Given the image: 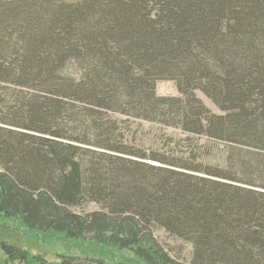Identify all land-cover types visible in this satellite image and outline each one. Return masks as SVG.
<instances>
[{"label":"trees","instance_id":"trees-1","mask_svg":"<svg viewBox=\"0 0 264 264\" xmlns=\"http://www.w3.org/2000/svg\"><path fill=\"white\" fill-rule=\"evenodd\" d=\"M159 81L185 105L157 98ZM0 83L36 92L0 117V227L82 253L48 263L1 243L8 264H181L156 229L191 243L193 264H264V162L203 170L141 157L156 166L120 156L87 109L85 133L67 128V106L80 104L264 158V0H0ZM89 202L102 209L72 211Z\"/></svg>","mask_w":264,"mask_h":264},{"label":"rangeland","instance_id":"rangeland-1","mask_svg":"<svg viewBox=\"0 0 264 264\" xmlns=\"http://www.w3.org/2000/svg\"><path fill=\"white\" fill-rule=\"evenodd\" d=\"M155 93L157 98L169 101L182 100L185 98L179 92L174 81H159L156 84ZM36 94L32 89L22 88L12 84L0 83V117L17 112L22 98H29ZM197 97L203 102L207 112L220 115L221 110L203 93L197 92ZM171 104H178L172 102ZM100 125L105 139L111 141L110 145L118 150L122 148L128 155L124 156L138 162H146L159 166L158 162L143 160V156H153L168 163L186 164L192 167L202 166L206 170L209 166L231 168L235 165H245L253 170L261 167L264 158L256 150L235 144L209 139L204 135H195L184 132L179 127L165 125L160 122H150L143 119L124 116L115 112H101L80 104H70L67 111L73 114L77 121H69V130L83 134L87 129L81 120L86 111ZM82 118V119H81ZM79 120V121H78ZM86 121V119H85ZM90 123V121L88 122ZM97 135V133H95ZM89 133L92 142H97V136ZM83 148L99 153L114 154L106 151L101 146L82 145ZM0 167V172H2ZM102 208L96 203H85L72 211L87 215ZM155 236L162 248L181 264L194 263V247L191 243L171 236L163 229H156ZM1 243H7L28 251L31 255L39 256L48 263H60L62 257L81 256L82 253L77 247L66 244L62 237L51 236L50 234L29 233L17 226L8 225L7 228L0 227V264H8L7 256L1 248ZM124 254L131 256V253ZM123 256V255H122ZM15 264H24L16 262ZM76 264H85L84 261Z\"/></svg>","mask_w":264,"mask_h":264}]
</instances>
